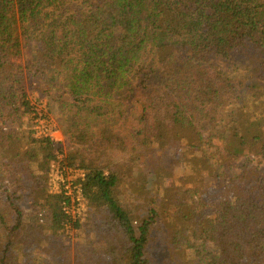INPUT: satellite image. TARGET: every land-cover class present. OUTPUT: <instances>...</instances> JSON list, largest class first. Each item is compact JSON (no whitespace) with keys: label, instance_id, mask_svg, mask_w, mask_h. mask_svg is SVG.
Listing matches in <instances>:
<instances>
[{"label":"trees","instance_id":"16d2710c","mask_svg":"<svg viewBox=\"0 0 264 264\" xmlns=\"http://www.w3.org/2000/svg\"><path fill=\"white\" fill-rule=\"evenodd\" d=\"M162 225L165 264H264V0H0V264H158Z\"/></svg>","mask_w":264,"mask_h":264},{"label":"built area","instance_id":"2783aa9c","mask_svg":"<svg viewBox=\"0 0 264 264\" xmlns=\"http://www.w3.org/2000/svg\"><path fill=\"white\" fill-rule=\"evenodd\" d=\"M49 118L40 113L36 119L37 134L39 137L51 135L55 139V132L49 127ZM60 157H62V154L52 163V170L47 185L48 190L53 194L65 193L71 200L69 206H67V201L65 202V209L72 213L73 217L81 218L87 211V200L82 191L81 181L85 174L83 169L64 163Z\"/></svg>","mask_w":264,"mask_h":264},{"label":"rangeland","instance_id":"374dc122","mask_svg":"<svg viewBox=\"0 0 264 264\" xmlns=\"http://www.w3.org/2000/svg\"><path fill=\"white\" fill-rule=\"evenodd\" d=\"M227 69L229 70V72L231 73V75L233 76V78L236 80L241 79V77L246 78L249 77L251 75V71H252V67L250 65L249 62H242L241 64H238L237 66L234 67H227ZM34 101H36V97L35 95L32 96ZM67 98H70V96L67 95ZM50 102V98L49 97H45L43 103L40 104V109L43 110L47 115H48V105L47 103ZM53 100H52V104H53ZM46 107V108H45ZM49 116H50V123H49V127L53 129V131L55 132V139L58 140L59 142H61V144L64 147L65 153L67 154L68 152H71L72 150H74L77 145L79 144H73L72 142H70L69 140H67L65 134H64V130L62 125H60L59 121H58V117H57V110L55 111V113H52L51 111H49ZM65 153L62 154V157H60V159L64 162L67 163L65 159ZM70 165V164H69ZM72 167H77V165H70ZM82 169L81 167H77ZM48 182L47 184L45 183V186L47 188V191L50 192L48 190ZM51 193V192H50ZM35 197L38 198L40 197V192L37 189L35 192ZM87 204V202H86ZM146 204V203H144ZM87 209H88V205H87ZM43 211V214L45 215L42 219V221H44V223H48L49 222V216L50 213L49 211L44 208L41 209ZM88 216V212L86 211L83 216L81 217V219L84 221H86ZM71 233V232H70ZM169 234V231H168ZM83 235V230H77V231H72L71 236L74 237V239L76 240V242H78L79 240H81ZM157 241L155 242V247L153 249V255L157 261L158 264H165V261L167 258L170 257V249H169V245L168 243H166L167 240V230L163 227L160 228L157 231ZM73 253L74 255L78 252H81V250H83V247H75L73 245L72 247Z\"/></svg>","mask_w":264,"mask_h":264}]
</instances>
